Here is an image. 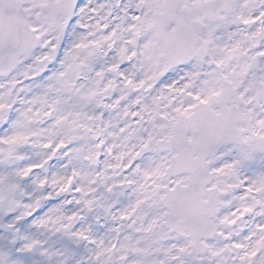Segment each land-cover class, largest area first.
Segmentation results:
<instances>
[{"label": "snow or ice", "instance_id": "6c2138e0", "mask_svg": "<svg viewBox=\"0 0 264 264\" xmlns=\"http://www.w3.org/2000/svg\"><path fill=\"white\" fill-rule=\"evenodd\" d=\"M0 264H264V0H0Z\"/></svg>", "mask_w": 264, "mask_h": 264}]
</instances>
